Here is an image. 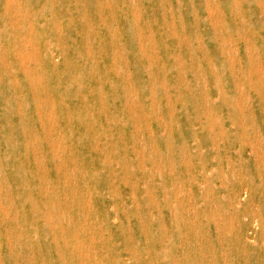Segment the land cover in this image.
I'll use <instances>...</instances> for the list:
<instances>
[{"label": "rangeland", "instance_id": "obj_1", "mask_svg": "<svg viewBox=\"0 0 264 264\" xmlns=\"http://www.w3.org/2000/svg\"><path fill=\"white\" fill-rule=\"evenodd\" d=\"M60 263L264 264V0H0V264Z\"/></svg>", "mask_w": 264, "mask_h": 264}, {"label": "bare ground", "instance_id": "obj_2", "mask_svg": "<svg viewBox=\"0 0 264 264\" xmlns=\"http://www.w3.org/2000/svg\"><path fill=\"white\" fill-rule=\"evenodd\" d=\"M257 23V22H256ZM156 52V51H155ZM161 57V56H160ZM24 65V64H23ZM255 71V70H254ZM262 71V70H261ZM240 88V87H239ZM218 98V97H217ZM133 109V108H132ZM135 111V110H134ZM137 113V112H136ZM50 114V113H49ZM53 116V115H52ZM51 116V117H52ZM136 148V147H135ZM140 151V150H139ZM112 209V208H111ZM115 220H116V218H115ZM20 227V226H19ZM22 228V227H21ZM102 230V229H101ZM46 244V243H45ZM61 264V263H60Z\"/></svg>", "mask_w": 264, "mask_h": 264}]
</instances>
